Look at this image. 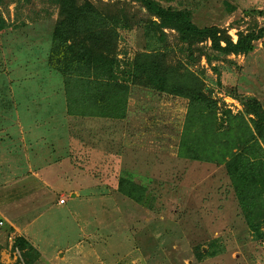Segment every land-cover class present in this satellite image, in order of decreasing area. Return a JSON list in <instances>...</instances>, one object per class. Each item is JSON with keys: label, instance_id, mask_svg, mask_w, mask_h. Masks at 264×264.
Returning a JSON list of instances; mask_svg holds the SVG:
<instances>
[{"label": "rangeland", "instance_id": "1", "mask_svg": "<svg viewBox=\"0 0 264 264\" xmlns=\"http://www.w3.org/2000/svg\"><path fill=\"white\" fill-rule=\"evenodd\" d=\"M92 1L136 17L113 54L81 64L55 60L56 5L0 0V264H264V206L247 220L225 165L181 156L189 101L133 76L138 54L166 49L168 64L203 81L219 129L251 124L241 100L264 110V38L249 54L225 55L174 30L161 39L134 0ZM157 1L234 42L264 29V0ZM123 181L143 191L132 198ZM11 234L28 243L20 255Z\"/></svg>", "mask_w": 264, "mask_h": 264}, {"label": "trees", "instance_id": "2", "mask_svg": "<svg viewBox=\"0 0 264 264\" xmlns=\"http://www.w3.org/2000/svg\"><path fill=\"white\" fill-rule=\"evenodd\" d=\"M48 1L58 7L60 14L52 34L56 46L53 54L55 60L69 56L77 63L90 64L95 61L94 55L109 57L117 49L120 37L118 30L129 29V23L136 17L110 16L92 0ZM134 1L149 13V25L160 31L161 39L166 35L164 30L170 29L179 34L181 42L193 44L210 41L212 49L217 52L239 55L253 52L255 42L264 38V29H260L258 32L241 34L234 42L225 30L216 26L201 28L196 25L189 9L165 8L157 0ZM165 50L158 49L136 56L133 72L135 84L150 87L164 96L189 101V111L182 130L181 156L225 165L246 219L258 217L262 212L257 202L264 206L262 196H257L258 192H264V110L261 103L255 98L242 99L245 112L254 117L251 124L242 117L236 122L228 120L227 128L219 129L215 103L206 95L203 81L182 64H168ZM259 165L263 171L260 170L258 175L254 167ZM122 183L134 188L128 191V196L132 198L143 191L126 181ZM263 235L264 232L261 238ZM27 247L28 243L23 237H16L12 245V249L20 253Z\"/></svg>", "mask_w": 264, "mask_h": 264}, {"label": "built area", "instance_id": "3", "mask_svg": "<svg viewBox=\"0 0 264 264\" xmlns=\"http://www.w3.org/2000/svg\"><path fill=\"white\" fill-rule=\"evenodd\" d=\"M232 103H229L228 101L226 102L227 104H231V106L229 108H231L234 113H240V111L242 110V104L239 101H235L233 99H231ZM64 200L61 201L62 204H64ZM0 225H3V223L1 222ZM10 241L12 242V244L14 243L15 237L10 236L9 237ZM260 248L262 250V252L264 253V236L262 238L261 244H260ZM17 253L20 255V252L17 251Z\"/></svg>", "mask_w": 264, "mask_h": 264}, {"label": "crops", "instance_id": "4", "mask_svg": "<svg viewBox=\"0 0 264 264\" xmlns=\"http://www.w3.org/2000/svg\"><path fill=\"white\" fill-rule=\"evenodd\" d=\"M88 84H91V82H88ZM129 110V109H128ZM128 112H130V111H128ZM83 115H85V114H83ZM133 118V117H132ZM128 119H131L130 118V115H128ZM182 131V130H181ZM178 133H180V132H178ZM136 139L135 138H132V141L134 142ZM137 141V140H136ZM131 142V141H130ZM140 143V142H139ZM130 144V143H129ZM140 144H142V143H140ZM132 145H134V144H132ZM137 146V145H136ZM11 236H13V237H15L16 238V235L15 234H11Z\"/></svg>", "mask_w": 264, "mask_h": 264}]
</instances>
